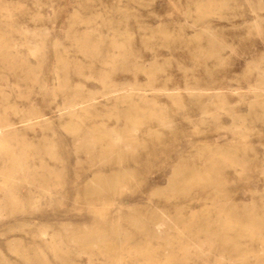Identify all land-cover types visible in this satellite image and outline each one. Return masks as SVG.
I'll return each instance as SVG.
<instances>
[{
	"label": "rangeland",
	"instance_id": "rangeland-1",
	"mask_svg": "<svg viewBox=\"0 0 264 264\" xmlns=\"http://www.w3.org/2000/svg\"><path fill=\"white\" fill-rule=\"evenodd\" d=\"M207 1L0 0V41L11 46L13 56L9 59L5 49L0 53V117L17 123L21 115H42L43 123L39 126L16 127L21 129L26 143L34 147L31 151L39 153L30 160L43 161L62 177L60 187L51 195H25L19 189L20 203L7 201L1 206L0 264H24V254L32 264H105L96 251L80 249L95 237L90 235L92 239L77 243L86 234L109 229L101 223L103 218L134 212H164L172 216L178 207H183L186 215L199 213L211 203L209 190H190L185 197L172 196L182 178L174 177L177 171L206 168L203 157L196 152L199 147L239 156L240 166H220L213 175L220 185L221 199L237 210L253 207L259 215L264 214V106L257 105L253 94L247 91L262 81L264 10L256 8L264 5V0H226L198 19V6ZM204 29L215 39L218 59L206 58L210 38L203 33ZM83 39L99 43L98 50L90 54L80 51L77 42ZM111 40L121 46L112 48ZM197 44L204 49L202 52ZM28 47L36 48V55L29 53ZM112 56H117V61H109ZM24 64L32 73L25 72ZM105 76L118 86H166L167 94L196 83L221 85L232 91H225V110H218L216 121L200 116L194 101L183 91L184 107L179 108L164 94L145 93L148 98H155L167 121L158 124L153 119L147 123L152 126V148L158 149L156 143L160 142L165 151L148 163L125 160L112 171L110 167L99 169L98 175L92 172L100 167L78 149L80 142L72 141L67 130L69 118L56 108L63 96L73 92L52 98L41 88H55L59 81H65L70 90L79 86L81 96L96 98L94 103L100 115L97 120L104 121L107 129H119L122 121L106 115L111 102L102 96ZM45 147L55 157L46 154ZM120 170L125 174L121 187L109 190L105 196L85 191L100 181L106 182ZM183 177L184 181L189 179L188 175ZM119 221L122 219L118 224L123 231L132 232ZM115 223L114 220L110 224ZM166 230L165 225L158 227V231ZM107 237L117 246L122 245L120 264H139L135 254H126L127 247H137L138 238L131 242L110 234ZM152 243L154 248L158 247L155 241ZM51 246L59 248V258L54 257ZM163 248L166 252H161L160 258L170 249ZM202 249L203 254L208 253V246ZM220 256L207 254V261L190 264H221Z\"/></svg>",
	"mask_w": 264,
	"mask_h": 264
},
{
	"label": "bare ground",
	"instance_id": "bare-ground-1",
	"mask_svg": "<svg viewBox=\"0 0 264 264\" xmlns=\"http://www.w3.org/2000/svg\"><path fill=\"white\" fill-rule=\"evenodd\" d=\"M225 2L226 0H208L206 4H199L196 10L197 18H204L213 12L216 4ZM256 10H264V5L259 4ZM251 15L253 17V14ZM10 27L12 28V26ZM203 33L210 38L205 50L206 58L218 59L219 49L215 48V39L207 29H204ZM197 40L198 42L201 40L200 36ZM77 43L80 51L89 54L99 48V43L88 42L87 39ZM109 45L112 48L121 46L116 40H111ZM10 47L1 39L0 53H3L2 49H5L9 53L8 58L13 59L9 51ZM27 49L32 55H36L38 51L36 48L28 47ZM197 49L200 52L204 50L200 44H197ZM18 60H22V58L19 57ZM115 60L117 61V56L109 57V61ZM22 62L24 63V61ZM24 67L26 73H32L25 64ZM62 67L61 70L64 69ZM75 70L78 72L80 68L76 67ZM143 71L147 70L143 69ZM260 76L262 81L256 86H250L247 91L253 94L257 105L264 106V69L261 70ZM102 83L104 89L102 96L111 102L106 115L122 121L123 126L119 129H107L104 121L97 120L100 115L94 103L96 98L91 95L81 96L79 86L70 90L65 81H59L55 88H41L43 91H48L52 98L56 94L64 95L70 91L73 92L71 96H63V102L56 108L60 114L65 113L69 118L67 130L72 136V141L76 144L80 142L78 149H81L87 158L92 159L91 161L100 167L92 172V174L98 175H100L99 169L110 167L109 170L112 171L114 167L119 168L125 160L139 164L141 161L148 163L152 157L154 158L165 151V145L160 142L156 143L158 149L152 148L150 136L152 126H148L147 123H152L153 119L158 124H166L167 121L163 119L155 98H148L145 93L154 91L164 94L175 107L179 108L184 107L181 102L183 97L181 92L183 91L187 97L194 101L200 116L216 121L218 110H225V91L228 93L232 91V89L221 87V85L205 84L203 86L196 83L186 84L182 91L177 87L175 93L167 94L169 88L166 86L159 89L151 88L150 85L144 87L131 84L118 86L108 82L107 76L103 77ZM42 118V115L37 114L21 115L18 122L15 123L5 117H0V193L3 195V200H0V212L1 206L7 201L15 205L20 203L19 189H22L25 195H34L38 192L45 196L51 195L57 187H60L61 174L48 167L43 161L30 160L35 156L38 157L39 153L31 151L34 147L26 143L21 129L16 127L17 124H24L23 128H34L43 123ZM186 119L188 122H192L190 117H186ZM201 122H203V118ZM45 148V153L49 154L48 147ZM199 148L196 149V152L203 157L206 168L198 171L187 167L177 171L174 177L182 178L176 185L177 193H173L172 196L182 194L185 197L190 190L201 192L209 190L213 198L208 207H204L199 213L189 215H186L183 207H178L172 216L164 212H147L145 215L134 212L124 216L116 213L113 217L102 219L101 223L109 226V229L91 232L86 234L82 241L77 240V243H81L85 239H92L89 237L90 235L95 237L92 242L86 246L82 245L80 249L85 252L96 251L104 259L105 264H120L123 260L122 245L117 246L112 238L109 239L107 234H110L115 238L123 237L131 242L135 237L139 239L137 247L126 248L127 256L135 254L139 258V264H190V262L198 260L207 261V254L217 253L221 255V264H264V214L259 215L253 207L237 210L227 201H222L220 185L213 176L215 172L219 171L220 166H229L233 169L240 166L239 156L230 155L225 151L210 150L209 148L205 151L199 150ZM50 156L55 157V154ZM184 175L189 176L187 181H184ZM124 179L125 174L120 170L112 174L106 182L100 181L90 188L87 187L85 191L95 194V196H105L109 190L121 187ZM120 219L122 221L119 222L132 229L131 233L127 234L121 229L118 224ZM114 220L117 223L112 226L110 223ZM160 225L167 227L166 232L158 231ZM40 234L46 235L44 232H40ZM153 241L157 243L158 247H153ZM127 242L125 241V244ZM128 245L130 244L128 243ZM204 245L208 246L207 254H203L202 247ZM164 246H169L170 249L163 258H160L161 252H166ZM50 248L54 257L59 258V248L57 246ZM21 258L24 264H32L28 255H21Z\"/></svg>",
	"mask_w": 264,
	"mask_h": 264
}]
</instances>
